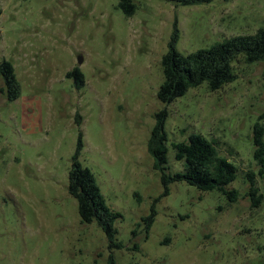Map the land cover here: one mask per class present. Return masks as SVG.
<instances>
[{
	"label": "rangeland",
	"instance_id": "obj_1",
	"mask_svg": "<svg viewBox=\"0 0 264 264\" xmlns=\"http://www.w3.org/2000/svg\"><path fill=\"white\" fill-rule=\"evenodd\" d=\"M133 2L126 17L118 0H0V63L12 64L21 90L10 103L0 92V264H264V181L252 145L254 124L264 129V60L238 57L234 82L214 92L201 84L166 106L169 172L182 170L170 143L200 134L236 166L226 187L235 202L183 183L161 197L146 150L174 24L176 50L188 55L263 28L264 0ZM75 68L80 89L66 77ZM79 134V162L122 215L113 225L120 248L80 222L68 194ZM248 175L262 195L255 208Z\"/></svg>",
	"mask_w": 264,
	"mask_h": 264
},
{
	"label": "trees",
	"instance_id": "obj_2",
	"mask_svg": "<svg viewBox=\"0 0 264 264\" xmlns=\"http://www.w3.org/2000/svg\"><path fill=\"white\" fill-rule=\"evenodd\" d=\"M175 6H200L210 4L213 0H163ZM118 8L126 17L134 14L136 5L133 0H118ZM173 26L168 43V51L161 58L160 66L163 76L162 84L157 92L158 101L163 108L154 114V125L146 144V150L153 162V169L160 174L163 188L161 197L169 195V185L183 183L201 192H218L230 203L238 198L235 190L226 187L236 179L237 168L227 158L221 157L210 140L200 134H191L187 140L170 143L174 151V161L181 163L182 170L169 172L167 152L168 138L165 132V122L168 117L166 106L182 97L189 89L206 84L211 91H218L224 85L236 80L233 63L241 57L246 64L264 60V27L252 35H241L217 42L207 49L197 50L188 55H182L176 50L178 31ZM73 81L76 89L84 85V76L77 68L66 74ZM0 79L3 88L0 92L7 102H13L20 96V85L16 79L13 66L3 60L0 63ZM264 119V113L259 117ZM77 125L78 120H75ZM253 159L259 166L258 173L264 181V129L255 123L252 129ZM82 149L81 134H79L75 153L71 158L68 171V194L77 203V213L83 224L95 223L104 233L109 247L120 248L117 243V231L113 225L122 215L111 210L95 181L92 172L81 165L79 154ZM250 182L248 196L252 207L261 203L262 195L254 188L252 175L247 176ZM156 202L153 201V203ZM154 205V204H153ZM151 206L150 213L142 221L146 231L151 227L155 210ZM109 264H114L112 258Z\"/></svg>",
	"mask_w": 264,
	"mask_h": 264
},
{
	"label": "water",
	"instance_id": "obj_3",
	"mask_svg": "<svg viewBox=\"0 0 264 264\" xmlns=\"http://www.w3.org/2000/svg\"><path fill=\"white\" fill-rule=\"evenodd\" d=\"M77 63H78V65H80L82 63V58L81 57H78Z\"/></svg>",
	"mask_w": 264,
	"mask_h": 264
}]
</instances>
